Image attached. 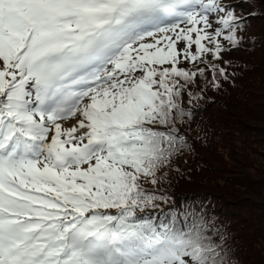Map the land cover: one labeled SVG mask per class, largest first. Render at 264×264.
<instances>
[{
	"label": "snow or ice",
	"instance_id": "1",
	"mask_svg": "<svg viewBox=\"0 0 264 264\" xmlns=\"http://www.w3.org/2000/svg\"><path fill=\"white\" fill-rule=\"evenodd\" d=\"M257 2L0 0V264H233L142 181L189 146L190 86L230 79Z\"/></svg>",
	"mask_w": 264,
	"mask_h": 264
},
{
	"label": "trees",
	"instance_id": "2",
	"mask_svg": "<svg viewBox=\"0 0 264 264\" xmlns=\"http://www.w3.org/2000/svg\"><path fill=\"white\" fill-rule=\"evenodd\" d=\"M243 11L255 15L247 17L245 43L225 55L230 79L219 78L216 89L208 72L190 86L201 98L183 125L189 146L158 170L157 184L142 183L167 197L157 215L196 208L226 238L233 264H264V3Z\"/></svg>",
	"mask_w": 264,
	"mask_h": 264
},
{
	"label": "rangeland",
	"instance_id": "3",
	"mask_svg": "<svg viewBox=\"0 0 264 264\" xmlns=\"http://www.w3.org/2000/svg\"><path fill=\"white\" fill-rule=\"evenodd\" d=\"M245 9V7L242 9V10H244ZM254 20V19H253ZM250 21H252V20H250ZM264 23V21L263 22H261L260 24L262 25ZM187 67H189L190 65H186ZM182 157V156H181ZM162 167H166V165L165 166H162ZM147 189H150V188H147ZM160 190V189H159ZM161 191V190H160ZM159 193V192H158ZM157 193V194H158ZM222 197H223V199L226 201V200H228L229 199V197L228 196H226V195H221ZM227 202V201H226ZM193 204H196V205H201L202 204V202H196V203H193ZM230 206L231 207H233L234 208V206H232L231 204H230ZM238 255H239V258L241 257V252L239 251L238 252ZM235 260H237L235 257H233V261H235ZM248 262V260H246V263Z\"/></svg>",
	"mask_w": 264,
	"mask_h": 264
}]
</instances>
